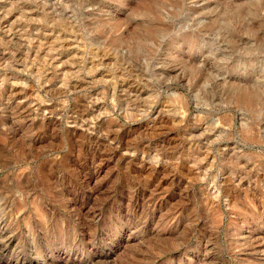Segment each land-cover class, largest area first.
Returning <instances> with one entry per match:
<instances>
[{
    "label": "rangeland",
    "instance_id": "rangeland-1",
    "mask_svg": "<svg viewBox=\"0 0 264 264\" xmlns=\"http://www.w3.org/2000/svg\"><path fill=\"white\" fill-rule=\"evenodd\" d=\"M0 264H264V0H0Z\"/></svg>",
    "mask_w": 264,
    "mask_h": 264
}]
</instances>
